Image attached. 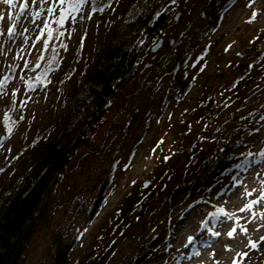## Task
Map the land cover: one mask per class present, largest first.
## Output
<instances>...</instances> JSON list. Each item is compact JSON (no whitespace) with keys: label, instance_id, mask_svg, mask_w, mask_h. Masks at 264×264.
I'll return each instance as SVG.
<instances>
[{"label":"rangeland","instance_id":"rangeland-1","mask_svg":"<svg viewBox=\"0 0 264 264\" xmlns=\"http://www.w3.org/2000/svg\"><path fill=\"white\" fill-rule=\"evenodd\" d=\"M174 1L179 5H176L173 20L143 53L132 78L115 93L107 114L92 136L93 143L88 147H77L53 191L51 216L32 229L20 264H52L46 251L54 232L64 234V239L75 237L77 241L72 254L76 260L81 259L116 205L141 184L150 189L152 183L157 182L158 194L147 207L141 222L129 237L117 243L104 264H133L132 259L140 252L138 261L141 264H188L204 258L205 252L213 246L218 227L221 229L227 224L219 221L226 217V211L238 206V203L233 204L236 195L247 191L244 198L241 197L243 205L252 210L260 205L264 208V81L246 96L242 95L246 86L241 87L244 92L238 98L232 91L237 87L233 82L237 77L234 70L251 73L253 70L248 72V69L259 62L257 54L264 49V0H235L218 18L213 14L222 11L230 0L213 3L210 0ZM23 2L14 0L16 8L0 2V14L5 17L0 21V32L3 33L0 35V79L9 77L4 94H0V120L2 107H7L14 97L23 98L11 134L0 132V139L3 137L0 140V201L17 161L53 137L58 129L55 123L65 103L57 85L67 64L77 55L81 65L77 75L83 78L96 56L105 30L118 19L123 8L122 3L116 1L102 13H93L91 5H85L76 14V21H71L62 66L51 70L46 83L31 87L28 85L31 65L43 42L45 31L40 32L43 22L50 21L46 9L52 0L43 5L45 10L34 23L29 15L21 17L16 35L9 39L7 28L12 21L8 14L19 13V4ZM38 10L36 5L30 4L29 12ZM259 34L263 35L261 39L256 36ZM37 36H40L39 40ZM158 41L161 44L151 50ZM186 45H192L187 57V52H184L185 56L181 54ZM180 80H184L190 90L182 98L172 99L164 105V96L172 92L170 90H174ZM211 91L217 96L231 92L229 96L234 98V102L226 103L222 109L224 125L216 131L224 132L232 125L231 119L237 120V128L230 132L237 140L232 147L235 154L206 177L203 189L195 188L186 193L179 190L178 185L183 182L187 161L195 164L189 172L198 169V160L214 148L213 142H209L210 138L204 142L199 140L192 147L179 140L180 150L175 154L170 132L172 129L175 132L184 113L196 106L203 94ZM166 138L168 142L162 147ZM184 153L190 155L189 158H185ZM162 154L168 156L167 164L178 168L160 186L158 177H163L164 171L158 158ZM241 155V158H235ZM188 175L191 178V174ZM104 178L109 179L104 202L94 220L86 222L89 203ZM253 217L256 221H251V226L241 225L226 242L233 243L236 233L239 237L258 233L259 240L263 236L259 233L264 227L260 224L264 210L254 213ZM251 245L234 256L233 261L224 260L220 264H264V244H257L255 248ZM219 252V249L214 251L215 254Z\"/></svg>","mask_w":264,"mask_h":264},{"label":"trees","instance_id":"trees-1","mask_svg":"<svg viewBox=\"0 0 264 264\" xmlns=\"http://www.w3.org/2000/svg\"><path fill=\"white\" fill-rule=\"evenodd\" d=\"M116 1L122 3V11L118 15V19L105 30L96 56L87 68L84 77L80 78L77 75V69L81 65L78 64L76 55V58H72L67 64L63 77L57 85L58 91L63 94L65 107L57 117L55 125L58 129L56 133L17 161V166H14V171L10 175L11 180L8 182L7 189L5 188L4 195L1 194L0 264L21 263V256L32 237V229L42 221H48L51 216L53 191H55L61 175L68 168L77 147H88L93 143L92 136L107 114L108 104L116 95L115 93L132 78L143 53L150 49L153 42L164 33L174 18L176 5H179V2L175 3L174 0H104V3H110L113 6ZM214 1L210 0L212 3ZM234 1L230 0L222 11H215L213 16L220 17V14ZM54 15H59V9ZM210 18L212 17L210 16ZM52 19L50 17L49 23L56 31L53 33V38L49 40L48 49L45 51L44 40L48 39L47 30H45L41 48L36 55L35 63L31 65V77L28 79V85L31 87L43 85L48 81L51 70L59 69L62 66L63 56L67 50L61 45H66L70 36L72 19L66 20L62 27L53 23ZM57 32H63L64 35L57 38ZM256 36L258 39L263 37L262 34ZM190 47L192 45L183 47L181 54L187 52V55L185 53L183 55L187 57ZM53 48L56 49L55 54L59 63H50L54 54ZM41 53H43L44 59H40ZM204 53L206 52L204 51ZM257 55H259L257 56L259 62L254 65V68L248 69L250 66L245 65L248 72L253 70L251 73L248 74L243 70H237L238 73L236 70L233 72L234 75H237L233 81L237 87L232 90L235 92L236 98L244 92L241 87H248L242 94L246 96L264 81V49ZM38 64L39 67H37ZM189 90L185 81L180 80L174 90L171 89L172 92H168L164 96V105L172 99L182 98V95ZM230 93L217 96L211 91L203 94L197 105L184 113L180 123L178 122L176 125L177 130L175 132L173 129L171 130L172 140L170 143L176 149L175 154L180 150L179 140L183 141L182 144L192 146L195 141L204 142L210 138L209 142H213L214 146L212 150L205 152L206 155L202 154L203 156L198 160L199 168L195 171L189 172L195 168V164L193 161L189 163L185 159L188 166L183 182L178 185L179 190L187 193L195 188L203 189L206 177L222 166L230 155L234 156L235 152L232 147L237 140L230 132L237 128V120L231 119L232 125L224 132L216 131L224 125L221 121L222 109L227 106L226 103L234 102V98L229 96ZM227 97L230 98L227 99ZM242 98L244 97L241 96ZM9 105L1 109L3 117L0 120V132L4 134L8 133L4 124L5 114L10 117V125L12 121L17 122V116L23 106V98L16 97L15 99L14 97ZM215 135L219 136L215 137ZM167 142V138L164 139L162 147ZM195 151L196 153L200 152L199 150ZM183 155L185 158L190 156L186 153ZM242 156H235V158L239 159ZM158 159L163 168L162 172L164 171L163 177H158L161 186L163 181L168 179L174 171L177 172L178 167L174 168L167 164L165 161L169 158L164 154L160 155ZM188 174H191V178L188 177ZM108 184L109 179L104 178L89 203L88 221L86 222H92L100 210ZM157 186V182H154L150 189L149 187L146 189L141 184L125 194L113 209V214L107 217L105 224L95 233L90 249L79 260H76L72 254L75 241H77L75 237L67 236L64 239L65 235L62 233H51V241L48 244L46 255L52 264H104L115 251L117 243L121 239L129 237L134 227L141 222L147 207L151 205L158 194L159 187ZM141 254V252L137 253L136 258L132 259L134 260L133 264H141L138 261Z\"/></svg>","mask_w":264,"mask_h":264},{"label":"snow or ice","instance_id":"snow-or-ice-1","mask_svg":"<svg viewBox=\"0 0 264 264\" xmlns=\"http://www.w3.org/2000/svg\"><path fill=\"white\" fill-rule=\"evenodd\" d=\"M0 2L6 5H10L12 8L17 7V4L14 3V0H0ZM48 3H49V0H24L23 3L19 4V9H20L19 13L15 14V16H13L12 13L8 14V18L12 21L10 26L7 28L8 38L12 39L16 35L15 29L21 17L25 15H29L32 18V22L34 23L35 19L39 18L41 15V12L45 10L43 5L48 4ZM30 4L36 5L39 8V10L35 12H29ZM85 5H91V12L93 13L97 11L102 13L105 10V8L111 6L110 3H104V0H58V4H57V0H52L51 6L47 7L46 11H47V14L53 18L52 22L62 27L65 21L68 20L69 18H71L72 21L75 22L76 14L81 12ZM57 7H59L58 16L54 15V13L57 10ZM253 16H255V13H253ZM4 18H5L4 14H0V21H2ZM88 18L90 19L91 16L89 15ZM43 23H44V27L40 29V32L41 34H43V32L47 30L48 39L44 40V50L46 51L48 49L49 40L53 38V33L56 30H54L50 26V23L48 20H45ZM25 31H27V29H25ZM2 34L3 33L0 32V35ZM63 35H64L63 32H57V38ZM39 39H40V36H37V40ZM61 47H64L65 49H67V45H61ZM53 53L54 54L50 59V63L52 62L59 63V61L56 58L55 48H53ZM40 59H44L43 53H41ZM37 67H39V64L37 65ZM12 70L15 71V69H12ZM8 79L9 77L7 76H5L3 79H0V94H4ZM13 95H15V93H13ZM21 119H23V117H21ZM9 121H10V117L7 114H5L4 124H5L7 132L11 134V132L13 131V127L11 125H15L17 122L12 121L10 125ZM234 231L235 229L230 231L228 235L231 236ZM261 239H264V237H261ZM251 246L255 248L256 243L253 242ZM243 255H246V253H244Z\"/></svg>","mask_w":264,"mask_h":264},{"label":"bare ground","instance_id":"bare-ground-1","mask_svg":"<svg viewBox=\"0 0 264 264\" xmlns=\"http://www.w3.org/2000/svg\"><path fill=\"white\" fill-rule=\"evenodd\" d=\"M245 192V191H244ZM243 192V193H244ZM247 192V191H246ZM246 192L244 194H238L236 195L237 198L236 200H233V204L238 203L236 208H233V210L229 212H225L226 217L222 220H220V223H227L224 227L221 229L218 227V230L216 235L213 236L215 237V240L212 241L213 246L208 249L205 254L204 258H200L197 260L190 261L188 264H220L222 261H233L236 256L240 251L245 252L248 246L251 245L253 242L257 244L261 243V246L264 244V241L261 242V240H257V234H252L251 237L247 234H244L242 237H239L238 234L236 233L234 236H236V240H234L233 243H227L226 239L229 236L228 233L232 231V227L236 229H240L241 225H249L251 221H256L254 219V213H260V211H263L264 208L262 205L258 207H254L253 210L247 208L246 206L243 205V201L241 200L244 198L243 196L246 195ZM243 197V198H241ZM240 204V205H239ZM250 211L248 214H245V212ZM224 215V214H223ZM261 225H264V219L260 223ZM251 226V224H250ZM253 227V225H252ZM251 230L252 231V228ZM249 231V232H250ZM264 227L260 229V233H263ZM238 236V237H237ZM259 236V235H258ZM264 240V239H263ZM247 246V247H246ZM264 246V245H263ZM215 249H219L220 252L219 254H215L214 251ZM200 260V261H199Z\"/></svg>","mask_w":264,"mask_h":264},{"label":"water","instance_id":"water-1","mask_svg":"<svg viewBox=\"0 0 264 264\" xmlns=\"http://www.w3.org/2000/svg\"><path fill=\"white\" fill-rule=\"evenodd\" d=\"M160 44H161V41H158V43H157L155 46H153V48H152L151 50L157 49V47H158ZM2 139H3V137H1L0 140H2ZM144 185H145V184H144Z\"/></svg>","mask_w":264,"mask_h":264}]
</instances>
